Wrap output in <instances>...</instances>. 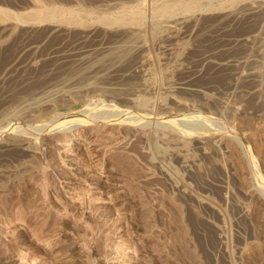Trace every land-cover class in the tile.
Returning a JSON list of instances; mask_svg holds the SVG:
<instances>
[{
	"label": "rangeland",
	"instance_id": "374dc122",
	"mask_svg": "<svg viewBox=\"0 0 264 264\" xmlns=\"http://www.w3.org/2000/svg\"><path fill=\"white\" fill-rule=\"evenodd\" d=\"M170 1L0 0V221L47 214L49 231L62 209L92 239L105 230L111 255L131 236L134 264H264V0ZM34 9L53 17L20 18ZM103 122L119 137L108 154L90 129ZM71 125L87 149L67 157L46 135ZM90 165L102 178L76 184ZM73 182L94 188L89 204ZM8 233L0 264L27 250L52 264L26 226Z\"/></svg>",
	"mask_w": 264,
	"mask_h": 264
},
{
	"label": "bare ground",
	"instance_id": "6f19581e",
	"mask_svg": "<svg viewBox=\"0 0 264 264\" xmlns=\"http://www.w3.org/2000/svg\"><path fill=\"white\" fill-rule=\"evenodd\" d=\"M175 1V0H174ZM195 1V0H194ZM198 1V0H196ZM195 1V3H196ZM172 4H173V0L170 1ZM192 2V1H191ZM165 3V2H164ZM168 3V2H167ZM189 3V1H188ZM187 3V4H188ZM193 3V2H192ZM194 3V4H195ZM163 4V3H162ZM170 4V3H168ZM171 4V5H172ZM183 4V3H182ZM199 4V3H198ZM177 4H175L173 6L176 7ZM186 5V4H184ZM193 5V4H192ZM191 3H190V6H192ZM197 5V4H196ZM195 5V7H196ZM40 6V5H39ZM164 11L167 10L166 12L169 13V10L171 9L170 8V5H165L167 7H165L164 5H162ZM181 6V4L178 6L177 5V9H179V7ZM183 6V5H182ZM180 9H187L188 7H182ZM165 7V8H164ZM193 7V9L195 8ZM41 8V7H40ZM53 8V6H52ZM172 8V9H173ZM176 8H174L176 10ZM191 8V7H190ZM38 9V7H36V10ZM44 9V8H43ZM161 8H159V10H161L160 12H162ZM174 9L172 11H174ZM189 9V8H188ZM35 9L34 10H31L29 11L30 13L29 14H26V15H20V18L25 20L27 19H32L31 21H42V19H48V18H52L51 15H53V10L51 11H46V12H40V11H36ZM59 10V8H58ZM123 10V9H122ZM5 11V10H4ZM163 11V13H164ZM172 11H170L172 13ZM177 11V10H176ZM7 12V11H6ZM5 12V15H9L8 13ZM57 12V11H56ZM175 12V11H174ZM54 13H55V8H54ZM3 11L0 9V20L3 19ZM57 14V13H56ZM55 14V15H56ZM159 14V13H158ZM167 14V13H165ZM19 16V15H18ZM62 16V15H61ZM136 16V15H135ZM141 16V15H140ZM7 17V16H6ZM71 17V16H70ZM111 17V16H110ZM9 18V17H8ZM69 18V17H68ZM67 18V20H68ZM129 18V17H128ZM105 19V18H104ZM103 19V20H104ZM108 19V18H107ZM122 19V18H121ZM126 19V17H125ZM129 19H132V18H129ZM29 20V21H30ZM69 20H72V19H69ZM68 20V21H69ZM110 21L112 19H109ZM128 20V19H127ZM140 20V19H139ZM28 21V20H27ZM66 21V19H65ZM73 21V20H72ZM75 21V20H74ZM114 21V20H113ZM116 21V20H115ZM114 21V22H115ZM123 21V20H122ZM121 21V22H122ZM135 20H132L131 22H133ZM67 22V21H66ZM78 22V21H77ZM104 22H106L104 20ZM107 22H109L107 20ZM112 22V21H111ZM120 22V20H119ZM74 23V22H73ZM138 23V22H137ZM122 24V23H121ZM94 123V122H93ZM71 124V123H70ZM73 124V123H72ZM78 124V122L76 123ZM80 125V124H78ZM88 125V124H87ZM87 125H82V126H87ZM72 126V125H71ZM70 128V126H68ZM91 130L93 132L96 133V144L97 146H99V149L103 152V154H108V152H110L112 150L113 152V148L116 146L117 144V141H118V138L119 137H113V134H112V126L109 125L108 123H100V124H97L96 125H92L90 126ZM82 128V127H81ZM66 131H62L59 132V133H48L46 136L48 140H51V141H55L57 143V149L60 151L59 154H63L65 156H69V154L72 153V148L74 149L75 148H82L84 150V148L87 149V147H85V143L86 141H84V131L86 128L84 129H80V127H77L75 126L73 128L72 126V129L70 128V130L64 128ZM89 129V128H88ZM52 131V129L50 130ZM119 131V130H118ZM117 131V132H118ZM55 132V131H54ZM58 132V131H57ZM120 132V131H119ZM118 132V133H119ZM124 132V131H122ZM89 133V131H88ZM94 133V134H95ZM114 133V132H113ZM115 134V133H114ZM117 134V133H116ZM123 136V135H122ZM124 138V137H123ZM183 145V144H182ZM186 146V145H185ZM258 148V151H260L262 149V146L261 144H257L256 146ZM183 148V147H182ZM56 149V148H55ZM81 149V150H82ZM87 151V150H86ZM33 154H36L38 153L37 151V148L34 149L33 151ZM75 152V151H74ZM73 152V153H74ZM41 153V152H40ZM101 153V152H100ZM111 153V152H110ZM109 153V154H110ZM127 153V152H126ZM181 153V152H180ZM78 154V153H77ZM102 154V153H101ZM37 155V154H36ZM123 155V154H122ZM103 156V155H102ZM59 157V156H58ZM104 157V156H103ZM123 157V156H122ZM65 158V157H64ZM59 159V158H58ZM103 159V158H102ZM60 161V160H59ZM132 162V161H131ZM98 164V163H97ZM130 164V163H129ZM255 165V163H254ZM257 165V164H256ZM89 166V165H88ZM83 167L81 166L82 170L80 173H78V175L76 176V184H80V181H82L83 179H86L85 177H92L93 179H101L102 178V175L100 172V168L97 167L96 165L92 166L90 165V167ZM126 166V165H125ZM259 166V165H258ZM258 166H257V170L256 171H261V169H258ZM32 167L29 168L32 170ZM80 167V166H79ZM124 167V166H123ZM28 168V169H29ZM46 168V167H45ZM69 168V167H68ZM121 168V167H120ZM27 169V168H26ZM37 169V168H35ZM262 169H264V167H262ZM25 170V169H24ZM34 170V169H33ZM38 170L40 169H37L35 172H38ZM254 170V169H253ZM23 171V170H22ZM28 171V170H27ZM45 171V170H44ZM41 172V170H40ZM43 172V170H42ZM41 172V173H42ZM79 172V171H78ZM84 172V174H82ZM132 172V171H131ZM136 172V171H135ZM23 173V172H22ZM25 173V172H24ZM30 174H28V172H26L27 175H29L31 178L33 177V175H31V173L33 172H30ZM39 173V172H38ZM37 173V174H38ZM44 173V172H43ZM20 174V173H19ZM35 174V173H34ZM40 174V173H39ZM106 174V172H105ZM22 176V175H21ZM25 176V175H24ZM24 176H23V179H24ZM37 176V175H36ZM26 179H28V176H25ZM42 177V176H41ZM34 178V177H33ZM32 178V179H33ZM91 178V179H92ZM104 178V177H103ZM21 180V179H20ZM30 180V179H29ZM29 180L25 181V182H28ZM34 180V179H33ZM40 180V179H39ZM43 180V179H42ZM22 181V180H21ZM31 181V180H30ZM2 182V181H1ZM32 182V181H31ZM73 182V183H74ZM72 183V184H73ZM75 183L73 185L70 186V190H69V194H71V199L74 200V201H79L78 204H89L91 200V196H90V191L94 188H92V186L88 187V186H80V185H75ZM84 183V182H83ZM32 184V183H31ZM30 184V185H31ZM43 184V183H42ZM41 184V186H42ZM32 185H35L34 183ZM40 185V184H39ZM87 185V184H86ZM13 186V185H12ZM44 186V185H43ZM14 187V186H13ZM30 187V186H29ZM33 187V186H32ZM38 187V186H37ZM49 187V186H48ZM3 188H4V185H3ZM6 188V187H5ZM12 188V187H11ZM34 188V187H33ZM96 188V187H95ZM7 189V188H6ZM10 189V188H9ZM42 189V188H41ZM1 190H5V189H1ZM34 190V189H33ZM6 191V190H5ZM11 191V190H10ZM93 191V190H92ZM7 192V191H6ZM4 193V192H2ZM41 193V191H40ZM123 193V192H122ZM7 194V193H5ZM1 195L3 194H0V208L2 207V205L4 204V202L2 201V198H1ZM18 195V194H17ZM44 195V194H43ZM4 196V195H3ZM255 196V195H254ZM157 198V197H155ZM154 198V199H155ZM153 199V200H154ZM7 200V199H6ZM45 200V198H44ZM43 200V201H44ZM256 200H258V198L256 197ZM17 201V200H16ZM81 201V202H80ZM86 201H89V202H86ZM30 202V201H27V203ZM152 202H158V199L152 201ZM7 203V202H6ZM9 203V202H8ZM25 203V204H27ZM31 203V202H30ZM27 205V207H25L24 210H26L28 212V209H30V207L32 205ZM34 204V202H32ZM60 203V202H59ZM24 204V205H25ZM36 204H39L36 203ZM5 205V204H4ZM40 205V206H39ZM38 205L39 207V212H46L48 211L47 213H50L49 211L51 209H49V205H48V201L46 202H40V204ZM59 205V204H58ZM10 206V205H9ZM19 206V205H18ZM22 204H21V208H19V210H22ZM26 206V205H25ZM146 206V205H145ZM7 207V206H5ZM14 207V206H13ZM17 207V206H16ZM35 207V206H34ZM47 207H49L48 209H46ZM4 209V206L2 207ZM28 208V209H26ZM33 208V206H32ZM30 209L29 211L35 209ZM51 208H54V207H51ZM149 208V207H148ZM45 209V210H44ZM11 210V209H10ZM18 210V209H17ZM15 210V211H17ZM59 210V209H58ZM58 210H55L53 213H55L53 216L54 218L57 216V221H55V225L53 223V227L51 229H49V231H43V228L46 226L44 224H46L47 222V219H48V216L46 214V216H43L42 217V220H40L38 223H36L37 220H35V222L33 221V224L39 226H35V225H32V224H29V225H26V221H27V218L24 216V213L25 211H22L21 214L18 213H15V216H13V218L11 219H4L2 218V221H0V232L3 231V232H6V234L8 232H11V234H14L12 233L13 231L15 232L17 230V228L21 227V226H26V229L29 231V234H30V237H31V242H32V245H34L35 247L37 248H44L45 250L43 251H49L50 252V255L52 256L50 261H52L51 263L52 264H134V262L136 261L135 260V249H136V244H134V242L130 241L129 240V237H127L126 239L122 240L121 242H118V243H115L114 244V253H116L115 255H111V251H110V246L108 247L107 243H106V237H108L109 235H107L104 230V232L100 231L99 233L96 234V236L94 237V239H92L91 237H89L91 235V228H90V224H87V222L85 220H82V217L81 219H78V218H68L67 217V212H63L62 209L59 210V212H57ZM149 210V209H148ZM8 210H6L7 212ZM14 211V210H13ZM61 211V212H60ZM21 212V211H19ZM35 212V211H34ZM52 212V210H51ZM33 212H31L30 214H32ZM36 213H38L36 211ZM52 213V214H53ZM1 214V213H0ZM3 214V213H2ZM6 214V213H4ZM27 214V213H26ZM29 214V213H28ZM29 214V215H30ZM42 215H44V213H40ZM51 214V213H50ZM27 216V215H26ZM33 216V215H32ZM36 217V215H34ZM39 216V214L37 215V217ZM124 216V215H123ZM4 217V216H3ZM10 217V215H9ZM29 217V216H28ZM36 217V219H37ZM41 216L38 217V219H40ZM47 217V218H46ZM77 217V216H76ZM30 218H33L30 216ZM46 218V219H45ZM53 218V217H52ZM51 218V219H52ZM53 218V220H54ZM125 218V217H124ZM260 219H262V222H264V213H262L260 216H259ZM29 219V218H28ZM35 219V218H34ZM33 219V220H34ZM56 219V218H55ZM121 217H119L118 220H120ZM123 219V217H122ZM150 219V218H149ZM32 220V219H31ZM116 220V219H115ZM14 221V222H13ZM16 221V222H15ZM30 221V220H28ZM149 221V220H148ZM32 222V221H30ZM53 222V221H52ZM118 224L116 225H120V221H117ZM122 223V222H121ZM52 223H50L49 226H51ZM155 224V223H154ZM153 224V225H154ZM150 225V224H149ZM14 226V227H13ZM43 226V227H42ZM121 226V225H120ZM119 226V227H120ZM152 226V225H151ZM116 227V226H115ZM150 228V226H148ZM50 228V227H49ZM13 229H16V230H13ZM47 229V228H46ZM118 229V228H117ZM45 230V229H44ZM152 230V229H151ZM121 231V229H120ZM150 231V230H149ZM153 231V230H152ZM119 232V230H118ZM122 232V231H121ZM127 232V231H126ZM151 232V231H150ZM154 232V231H153ZM95 233V232H94ZM152 233V232H151ZM150 233V234H151ZM5 234V235H6ZM9 234V233H8ZM110 234V233H109ZM125 234V232H124ZM132 234V232H131ZM4 235V234H2ZM89 235V236H88ZM94 235V234H93ZM107 235V236H106ZM119 237L122 236V234H118ZM126 235V234H125ZM134 235V234H133ZM132 235V236H133ZM149 235V234H148ZM119 237L117 239H119ZM137 236H135L136 238ZM143 237V236H142ZM109 238V237H108ZM124 238V237H123ZM150 238V237H149ZM138 240V238H136ZM120 240V239H119ZM134 241V240H133ZM140 241V240H138ZM262 242V241H261ZM113 243V242H112ZM137 243V242H135ZM264 243V242H262ZM30 244V243H29ZM260 244H253L250 246V249H252V254H253V257L254 258H257L258 256V253L259 250H260ZM67 247L66 250H63L61 251V248L64 249L63 247ZM33 247V246H32ZM36 248V250H37ZM20 249V248H19ZM34 249V248H33ZM60 249V250H59ZM138 249V248H137ZM39 250V249H38ZM134 250V251H132ZM31 251V250H30ZM130 251H132L133 253H135V255L133 256L134 258H131L132 255L130 256ZM16 252V251H15ZM113 252V251H112ZM48 253V252H47ZM113 253V254H114ZM131 253V254H133ZM11 254V253H10ZM19 254H23V255H18L16 258H12L10 261H9V264H38L37 263V258L35 255H32L28 250L27 251H24V253L21 251ZM49 254V253H48ZM14 255V254H13ZM138 256V255H137ZM136 256V257H137ZM10 258V257H9ZM41 258V257H40ZM261 258V257H260ZM43 259V257H42ZM45 259V258H44ZM140 263V261H139ZM254 263V262H253Z\"/></svg>",
	"mask_w": 264,
	"mask_h": 264
}]
</instances>
